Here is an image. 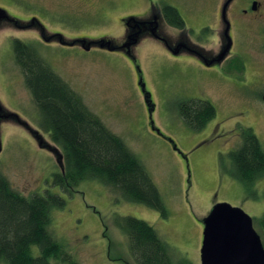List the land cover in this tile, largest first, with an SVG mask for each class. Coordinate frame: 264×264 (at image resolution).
Masks as SVG:
<instances>
[{
  "label": "rangeland",
  "instance_id": "374dc122",
  "mask_svg": "<svg viewBox=\"0 0 264 264\" xmlns=\"http://www.w3.org/2000/svg\"><path fill=\"white\" fill-rule=\"evenodd\" d=\"M92 1L87 4L90 9L99 5V0ZM144 1L138 0L139 5L132 9L142 11ZM150 1L154 12L159 10L156 1L181 12L184 6L193 5L200 19L191 24L185 21L186 41L196 44L195 48L207 56L221 51L225 25L219 22V2ZM255 2L257 10L253 8ZM2 8L13 15L17 26H1L0 56L8 58L12 54L11 38L34 46L89 111L138 157L167 212L163 218L157 211L126 201L96 181L81 182L67 189L70 192L53 185V176L62 167L61 150L48 135L43 137L47 141L42 139V145L35 142L31 131H39L33 127L38 123V113L30 93L14 62L0 61V173L25 196L49 190L64 199L63 208L51 211L49 232L76 264H137L126 236L116 226L126 216L152 226L168 246L174 262L187 259L191 264H200L203 220L215 204L240 208L255 226V220L264 215V176L249 192L225 169L230 168L227 154L240 144L242 129L251 128L264 149V0L230 3L232 45L228 60L239 57L243 63L240 72L227 70L228 61L222 66L204 67L189 52L174 57L150 35L139 37V43L131 49L133 57L97 48L80 55L86 56L85 60L70 57L58 61L63 54L60 41L42 47L37 29L20 27L28 22L23 19L37 16L46 32H60L64 43L78 44L80 39L93 42L94 47L104 40L118 46L124 36L118 17L126 10L108 16L75 10L72 17L63 18L60 12L65 8L51 0H0ZM162 34L170 42L179 36L167 26ZM74 57H78L77 51ZM189 100H205L215 107V117L200 131L188 128L177 113L178 105ZM147 103L149 108L153 106L151 115Z\"/></svg>",
  "mask_w": 264,
  "mask_h": 264
},
{
  "label": "trees",
  "instance_id": "16d2710c",
  "mask_svg": "<svg viewBox=\"0 0 264 264\" xmlns=\"http://www.w3.org/2000/svg\"><path fill=\"white\" fill-rule=\"evenodd\" d=\"M162 15L168 25L183 27L174 7L164 8ZM12 50L38 113V126L61 150L62 171L53 176V185L70 192L67 189L81 182L96 181L124 200L144 205L165 218L167 212L156 186L123 140L89 111L39 54L17 41ZM226 68L240 72L242 60L235 57ZM177 113L188 128L200 131L215 117L216 110L208 101L189 100L178 105ZM239 141L227 154L230 168L225 171L251 192L256 180L264 176V149L251 128L241 130ZM64 205V199L49 190L25 196L0 173V264H76L49 232L52 209ZM255 222L264 248V215ZM116 226L126 236L137 264H191L187 259L174 262L168 246L146 222L126 216Z\"/></svg>",
  "mask_w": 264,
  "mask_h": 264
},
{
  "label": "flooded vegetation",
  "instance_id": "af4514ba",
  "mask_svg": "<svg viewBox=\"0 0 264 264\" xmlns=\"http://www.w3.org/2000/svg\"><path fill=\"white\" fill-rule=\"evenodd\" d=\"M51 1H53L57 6H63L65 8L64 12L63 11L60 12L63 18L72 17L75 14V10L78 13L84 12L85 14H89L91 12L93 13L101 12L104 14V16L106 14L108 16L109 14H113L114 12L120 13L122 12L123 9L126 10L122 12V14L118 17L120 19V25L123 29L122 32L124 34V36L121 37V40L118 43V46L114 44H110L109 46L105 45L104 47H100L97 44L94 47H92L91 45L89 48L88 47L86 48L87 45L83 43L82 40L80 39L77 40L79 42L78 44H69L72 42H67V41L66 43H64L62 42V39H63L62 34L56 30L51 31V32H46V29L43 26L42 20L39 19L37 16L27 17L23 19V20H27L28 22L22 26L20 25V27H23L24 29L25 28L26 29L28 28L37 29L38 30V34H37L38 44H40L42 47H47V48L52 47V45L57 43L56 40L60 41L59 46L61 47L63 54L59 58H57L58 61H65L67 58L69 59L70 57L79 59L80 61L85 60L87 59V57L80 56V55L90 53L92 50H96L97 48L105 52L121 53V54H125V55L133 57L131 53V49L139 43V37L144 36V35H150L154 40H157L158 42L162 43L168 49L170 54L174 57L179 56L181 52H189V53L194 54L199 59L200 64L207 68L214 67L215 65L222 66L225 62L228 61L227 64L230 62V60H228V58L230 57V50L228 51V53L225 55V57L221 61H219L218 63L216 62L218 56L224 50V46L227 43V40H226V37L223 31L221 34V37L223 38L221 42L222 41L224 42V39H225V43L221 51L216 55L211 54L210 56H207L206 54H204V52L201 49L195 48V47H198L196 44H192L190 41H186L187 38H186L185 31H187V29H186L185 21L186 23L188 21V24H191L190 21H192L193 23H196V22L198 23L200 19V17L198 18V16L196 15L195 10H194L195 7L193 5L184 6L183 12L179 11L180 9L177 10L174 7L178 11L182 19V22H183V27L179 29V28H174L168 25L165 19L163 18L162 13H163L164 8L170 7V6L173 7L172 5L166 2L164 3L161 1H156L155 3L159 7V10L154 12V3L150 0L144 1L143 3L147 5V8L145 9V5H144V9L139 12V11H134L132 9L135 7V5H139L137 4L138 0H117L116 2L115 0H99L98 1L99 5H97L96 8L94 9H90V6L87 5V4H93L94 1L92 0H51ZM186 1H194V0H183V2H186ZM211 1L219 2V5H218L219 11L217 12L219 16V22L221 24V21H222L224 25L227 22L229 25V33H230V3L232 2V0L231 1L230 0H211ZM74 3H78V6L73 7L72 4ZM255 4L256 5L255 6L253 5V8L254 10H257L258 3L255 2ZM1 10L2 11H0V29H1V26L6 23H13L15 24V26H17V21L15 20L13 15L10 12L5 13L6 10H3V8ZM223 11L225 12L226 17L225 15L223 16ZM33 17H36V18L32 19ZM166 26L167 28L173 29L174 31L179 33L177 41L170 42L167 39V36L165 37L162 36L163 35L162 30ZM192 28L193 27H189L188 29L192 30ZM225 28H226V25H225ZM8 41L11 45V50L13 49V43L17 41L20 44H22L24 47H29L36 54H39L34 46L26 42H23L22 40L18 38H11ZM0 50H1V46H0ZM74 51L78 52V57H74ZM8 60L9 62L11 61L14 62L13 50H12V54L8 58L0 56V61H8ZM208 64H211V65H208ZM0 117H2L1 114H0ZM24 125L28 128L26 124ZM33 127L37 128L39 131H34L35 129L31 131L30 128L29 130L33 134V138L35 142H38V144L42 145L43 144L42 139H45L43 137L47 134H45L42 131V129L38 126V123H36L35 125L33 124ZM49 141L51 140L49 139Z\"/></svg>",
  "mask_w": 264,
  "mask_h": 264
},
{
  "label": "water",
  "instance_id": "95a60500",
  "mask_svg": "<svg viewBox=\"0 0 264 264\" xmlns=\"http://www.w3.org/2000/svg\"><path fill=\"white\" fill-rule=\"evenodd\" d=\"M0 11L2 10L0 9ZM225 25L224 35L227 43L218 56L217 63L225 57L232 45L229 25L227 22ZM82 42L87 45L86 48H89L93 43H86L84 40ZM97 44L104 47L111 43L100 40ZM261 99L264 102V92ZM147 107L149 108L148 103ZM148 111L151 115L153 106ZM151 127L157 132L153 126ZM200 264H264V248L254 229L252 218L240 208H233L226 203L215 204L209 215L203 220Z\"/></svg>",
  "mask_w": 264,
  "mask_h": 264
}]
</instances>
